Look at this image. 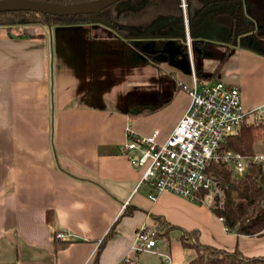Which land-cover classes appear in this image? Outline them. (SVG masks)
I'll return each instance as SVG.
<instances>
[{
    "label": "crops",
    "instance_id": "1",
    "mask_svg": "<svg viewBox=\"0 0 264 264\" xmlns=\"http://www.w3.org/2000/svg\"><path fill=\"white\" fill-rule=\"evenodd\" d=\"M175 4L171 7L181 13L180 0ZM155 5L156 24L168 23V33L175 34L165 0ZM111 27L105 22L0 25V264H122L126 259L150 264L132 250V242L140 226L154 229L158 224L171 226L169 239L174 229L180 234L199 229L204 244L264 255V234L227 231L207 204L170 191L148 197L153 186L139 183L141 169L122 152L126 130L144 136L157 130L159 140H165L189 97L169 80L161 84L158 69L168 59L165 50H146L139 46L146 37L136 38V44ZM229 46L215 72L217 58L202 50V74L204 60L213 62L205 81L220 80L239 89L246 109L263 104L264 56ZM141 51L158 52L165 59L152 63ZM194 66L191 53L187 75L168 70L191 79ZM158 83L157 92L169 91L171 99L148 114L130 115L136 105H154L152 100L159 98L145 104L134 100L137 95L144 100L143 91ZM109 228L114 235L101 241ZM57 232L69 235L60 240L54 238ZM164 235L155 241V253L171 256L176 264L194 257L185 255L181 244L172 253Z\"/></svg>",
    "mask_w": 264,
    "mask_h": 264
},
{
    "label": "trees",
    "instance_id": "2",
    "mask_svg": "<svg viewBox=\"0 0 264 264\" xmlns=\"http://www.w3.org/2000/svg\"><path fill=\"white\" fill-rule=\"evenodd\" d=\"M46 1L72 4L86 2L87 0ZM116 4L103 8L97 13L75 14L73 16H55L32 10L0 11V25L48 24L53 26L58 24L88 25V23L105 22L112 26V30L117 35L128 41L140 37H172L179 42V48L187 53V48L182 43L184 24L181 17L167 21L175 30V34L172 35L153 32L156 24H149L144 29L136 31L124 25L120 27L116 23L113 11ZM186 15L190 37L193 42L191 53L194 63L200 57L199 55L203 49H209L213 53L212 56L217 58L213 71L215 72L222 63V58L229 51V45L233 44L234 38L236 39V45L264 56V0H206L203 5L192 12L189 10L188 5ZM210 18H213L219 27L222 26L227 30L228 33H226L225 38L228 46L209 40L206 41L203 37L199 38L197 36L202 34ZM167 27L170 28L168 25ZM127 29H130L129 33L125 32ZM141 53L152 63H159L158 60L153 58L158 52L141 51ZM213 72L209 73L207 79L211 78ZM194 73L200 81H205L202 69L198 68L197 63L194 66ZM171 97L172 95L165 94L164 98L157 99L154 105H150V107L136 105L129 110V114L134 116L148 114L165 105ZM258 142L264 143V123H245L236 134L225 139L223 147L244 156H253L256 152L255 144ZM209 169L212 170L216 181H218V191L220 192V194L218 192L213 195L214 197L208 205L209 210L221 219L227 231L234 232L237 235L264 234V164L261 162L248 164L247 169L240 177L233 176L232 169L227 164H211ZM170 228L171 226H168V230ZM200 234L199 229L183 231L180 234L178 241H180L181 246L194 250V257L183 264H264V255L248 256L241 254L237 249L227 251L210 246L199 241ZM113 235L114 230L110 229L101 241ZM164 236L168 245H170V239L167 238L168 231ZM158 264L165 263L160 261Z\"/></svg>",
    "mask_w": 264,
    "mask_h": 264
},
{
    "label": "built area",
    "instance_id": "3",
    "mask_svg": "<svg viewBox=\"0 0 264 264\" xmlns=\"http://www.w3.org/2000/svg\"><path fill=\"white\" fill-rule=\"evenodd\" d=\"M181 4L185 7L183 0ZM185 33L189 43L187 27ZM190 78L189 84L177 83L187 93L189 102L165 140H159L157 130L146 136L126 130L128 140L122 152L129 153L131 165L141 169L139 183L153 186L152 194L148 195L151 199L170 191L191 202L204 203L212 198V193L219 192L218 181L209 169L211 164H227L235 177H240L248 164H264V154L244 156L223 147L225 139L236 134L243 124L264 123V103L246 109L236 87L220 80L200 81L194 74ZM68 235L57 232L54 238L65 240ZM155 236V229L140 226L135 231L132 250L154 254ZM157 254L171 264L167 255Z\"/></svg>",
    "mask_w": 264,
    "mask_h": 264
},
{
    "label": "rangeland",
    "instance_id": "4",
    "mask_svg": "<svg viewBox=\"0 0 264 264\" xmlns=\"http://www.w3.org/2000/svg\"><path fill=\"white\" fill-rule=\"evenodd\" d=\"M206 0H189L187 2V4L189 5V10L192 12L193 10L199 8L201 5L204 4ZM155 2H158V0H120L117 2V4L114 7V14H115V21L116 23H118V25L120 27H122V25L128 27V28H138V29H143L142 27H147V25L149 24H156L158 23V19L159 18V11H158V6L155 5ZM165 4L168 8L167 11V16H168V20H170L169 18L171 16H175L178 15L177 17H181V19H183V24L187 25V22L185 19V16H183L184 12H185V7L181 6L182 8V14L179 12H176V8L175 7H171V5H176L175 4V0H165ZM165 7V6H164ZM171 7V8H170ZM162 9V7H160V10ZM163 14V13H162ZM168 25V23H167ZM166 24H162L159 25L156 24V27L154 28L153 32H156L158 34H166L168 32L171 31V29L169 27H167ZM139 26V27H138ZM125 29V28H124ZM136 31H140L137 30ZM125 32L129 33L130 29L125 30ZM227 30L224 27H219L216 24V21H214L213 18H210V20H208L205 29L203 30L202 34L197 35L199 38H201L202 36L204 37L205 40H208V38L210 39V41L213 42H219L222 44V42H224L225 44H227L226 42V35ZM135 40H137L136 44H138V39L133 38ZM189 40V43H186V37L183 36L182 39V43H184L185 47L187 48V53L185 51H182L180 48H178V44L175 42L174 38L172 37H167V36H162V37H148L145 42L143 43L141 40L139 41V46L143 47L146 50H153V49H159L160 51L165 50L167 55H168V59L166 62H160L161 63V67L158 69L159 70V79L161 81V84L164 83L165 79L169 80L172 84H177L179 82V80L185 84H189L190 80L189 78H182L179 75H173L172 73L169 72V68H175V69H180V71L182 73H185V75H187L189 73V67H188V58H190L191 56V51H192V40L191 37H187V41ZM188 44V45H187ZM233 45V44H232ZM231 45V46H232ZM239 46V45H238ZM177 48V50L179 49L178 53H174V48ZM200 56V55H199ZM210 58V57H209ZM205 59L204 62V66H203V75L208 73L209 67L211 65L212 59ZM195 63H197V65H199V63H201L200 60H195ZM159 64V63H158ZM167 67V68H166ZM176 74V73H174ZM174 76V77H173ZM191 77V76H190ZM196 77V76H195ZM198 78V77H196ZM160 85V83H158L157 86H150L148 91L144 90L143 92L147 95H143L142 94V98L144 100H140L139 97H135L134 102H138L140 104L144 103L146 99H156V98H164L165 94L168 93L169 91H166L165 94L159 93L157 92L158 86ZM162 86H160L159 88L161 89ZM177 89V85L175 86ZM156 95V96H155ZM148 97V98H146ZM134 98V97H133ZM158 99V100H159ZM152 102H156L154 100H152ZM153 103V104H154ZM255 153H259V154H264V143H256L255 144ZM215 194L212 193V198H209V200H207L206 202H204V204H210L212 199H213V195ZM220 194V192L218 193ZM217 220V217L215 215L214 217ZM219 225V223H218ZM157 227H155L154 229L156 230V240L159 238V236H161V234H164L168 231L167 227H164L162 225H157ZM172 236L170 237V242H171V248L172 253H175V251H177V245L179 246L180 241H178L177 237L180 235V231L178 232V230H172ZM181 248L178 247V249ZM183 248V247H182ZM185 249V255H194V250L193 249H188V248H183V250ZM187 249V250H186ZM168 257V261L170 260V263H172V259L171 256L167 255ZM140 258L142 261L144 262H149L150 264H156L158 262H160V260H162V262L165 263V258L159 257L157 255V253L154 252L150 253V252H146V251H140ZM126 263H130V264H136L135 261L130 260V259H126L122 264H126ZM166 264V263H165Z\"/></svg>",
    "mask_w": 264,
    "mask_h": 264
},
{
    "label": "water",
    "instance_id": "5",
    "mask_svg": "<svg viewBox=\"0 0 264 264\" xmlns=\"http://www.w3.org/2000/svg\"><path fill=\"white\" fill-rule=\"evenodd\" d=\"M120 0H87L72 4L54 3L46 0H0V11L32 10L36 12L51 14L55 16H73L75 14L97 13ZM236 39H233V45ZM155 60L165 59L164 54L153 56Z\"/></svg>",
    "mask_w": 264,
    "mask_h": 264
},
{
    "label": "flooded vegetation",
    "instance_id": "6",
    "mask_svg": "<svg viewBox=\"0 0 264 264\" xmlns=\"http://www.w3.org/2000/svg\"><path fill=\"white\" fill-rule=\"evenodd\" d=\"M183 2H184V4H185V12H184V14H183V16H185V19H187L186 20V22H187V25L186 24H184V37H186V33H185V30H186V27H187V29H188V33H189V27H188V18H187V7H188V4H187V2H186V0H183ZM180 4H181V0H180ZM181 6H182V4H181ZM182 13V12H181ZM189 35H190V33H189Z\"/></svg>",
    "mask_w": 264,
    "mask_h": 264
}]
</instances>
